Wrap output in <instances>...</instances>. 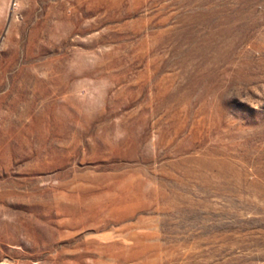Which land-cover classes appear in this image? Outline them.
<instances>
[{
	"label": "rangeland",
	"instance_id": "rangeland-1",
	"mask_svg": "<svg viewBox=\"0 0 264 264\" xmlns=\"http://www.w3.org/2000/svg\"><path fill=\"white\" fill-rule=\"evenodd\" d=\"M0 264H264V0H0Z\"/></svg>",
	"mask_w": 264,
	"mask_h": 264
}]
</instances>
